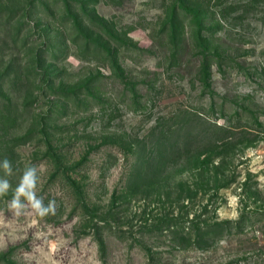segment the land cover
Wrapping results in <instances>:
<instances>
[{"label":"rangeland","instance_id":"obj_1","mask_svg":"<svg viewBox=\"0 0 264 264\" xmlns=\"http://www.w3.org/2000/svg\"><path fill=\"white\" fill-rule=\"evenodd\" d=\"M0 180V264H264V0H0Z\"/></svg>","mask_w":264,"mask_h":264},{"label":"clouds","instance_id":"obj_2","mask_svg":"<svg viewBox=\"0 0 264 264\" xmlns=\"http://www.w3.org/2000/svg\"><path fill=\"white\" fill-rule=\"evenodd\" d=\"M2 167L5 169L6 174H11V162L9 160L5 159ZM37 180V169L34 166L29 167L25 171L11 203V207L16 211L17 215H20L25 208V204L21 201L22 196L31 204V207L40 216L55 213V206L53 203L50 202L47 206H44L42 200L36 197L34 189L36 187ZM9 188L10 184L7 180H0V195L6 194Z\"/></svg>","mask_w":264,"mask_h":264}]
</instances>
